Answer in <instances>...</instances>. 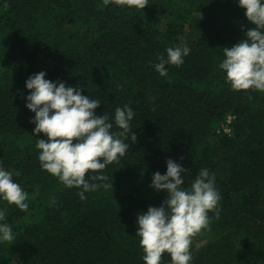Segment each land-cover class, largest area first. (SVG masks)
Returning <instances> with one entry per match:
<instances>
[{
	"label": "trees",
	"instance_id": "obj_1",
	"mask_svg": "<svg viewBox=\"0 0 264 264\" xmlns=\"http://www.w3.org/2000/svg\"><path fill=\"white\" fill-rule=\"evenodd\" d=\"M2 5L0 164L28 192L29 207L0 200L16 236L0 243V264H145L137 214L166 198L150 183L169 158L187 170L185 186L200 168L214 172L221 195L219 215L209 211L196 233L209 239L190 245L191 264H264V91L233 90L219 68L222 48L252 26L235 0H147L143 9L130 0ZM183 36L192 37L189 54L161 76L158 56ZM39 71L99 99L97 115L133 108L136 142L96 170L113 189L82 201L76 187L41 169L35 144L45 137L33 136L35 114L25 107V80ZM160 264H170L167 252Z\"/></svg>",
	"mask_w": 264,
	"mask_h": 264
},
{
	"label": "clouds",
	"instance_id": "obj_2",
	"mask_svg": "<svg viewBox=\"0 0 264 264\" xmlns=\"http://www.w3.org/2000/svg\"><path fill=\"white\" fill-rule=\"evenodd\" d=\"M244 9L250 27L245 38L223 47V59L219 68L233 90L255 89L264 91V0H235ZM140 8L147 0H130ZM5 9L8 0H3ZM190 52L186 44L169 46L158 56L155 70L167 75L166 65H181ZM45 71L31 74L25 80L29 90L25 107L35 115L30 122L35 125L40 167L57 177L65 187H76L80 200L85 193L99 188L112 187L103 170L124 156L130 141L136 135L130 132L134 110L128 104L117 106L114 116L104 112L97 115L95 109L100 100L83 95L82 88L66 85L62 80L46 79ZM114 125L119 131H112ZM187 170L177 161H166V172L153 173L150 187L164 191L166 198L159 206H149L137 214L136 236L143 249L145 264H160L164 252L170 255V264H191L190 245L192 236L209 223V211L219 215L221 195L215 185V173L200 168L188 186H185ZM86 174L87 178H86ZM28 192L13 179V172L0 164V200L26 210ZM5 209L0 208V243L12 242L16 236L11 225L5 221Z\"/></svg>",
	"mask_w": 264,
	"mask_h": 264
},
{
	"label": "rangeland",
	"instance_id": "obj_3",
	"mask_svg": "<svg viewBox=\"0 0 264 264\" xmlns=\"http://www.w3.org/2000/svg\"><path fill=\"white\" fill-rule=\"evenodd\" d=\"M190 38H192V37H186V36L180 37L179 38V44L180 43L181 44H186L189 41ZM200 237H202L201 240H200ZM208 239H209V236L206 233H204V232H202L201 234H196V236L194 238H192L191 245L194 248H197L200 245H202Z\"/></svg>",
	"mask_w": 264,
	"mask_h": 264
}]
</instances>
